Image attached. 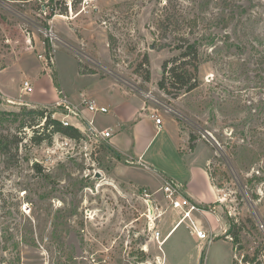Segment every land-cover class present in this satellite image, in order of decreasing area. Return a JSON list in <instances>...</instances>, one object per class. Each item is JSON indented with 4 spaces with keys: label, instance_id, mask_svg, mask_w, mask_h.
Returning <instances> with one entry per match:
<instances>
[{
    "label": "rangeland",
    "instance_id": "obj_1",
    "mask_svg": "<svg viewBox=\"0 0 264 264\" xmlns=\"http://www.w3.org/2000/svg\"><path fill=\"white\" fill-rule=\"evenodd\" d=\"M49 1L0 0V264H131L147 237L145 189L164 204L163 193L152 195L161 176L185 181L192 166L200 174L211 152L218 200L193 214L213 240H196L182 223L164 248L180 264H264V0H77L51 19ZM231 8L236 20L225 27ZM182 35L202 41L200 84L175 97L159 81ZM55 90L73 100L106 94L109 112L89 113L99 127L143 100L157 109L161 129L143 123L140 138L151 140V168L116 158L90 132L75 144L61 133L35 143L50 132L30 110L52 117ZM178 126L203 142L195 153L184 151ZM164 211L166 235L181 214Z\"/></svg>",
    "mask_w": 264,
    "mask_h": 264
},
{
    "label": "built area",
    "instance_id": "obj_2",
    "mask_svg": "<svg viewBox=\"0 0 264 264\" xmlns=\"http://www.w3.org/2000/svg\"><path fill=\"white\" fill-rule=\"evenodd\" d=\"M24 90L27 93H32L34 87L30 82L26 81L24 84ZM63 95H59V98L56 101V109L52 115L53 119L60 120L65 126H73L82 133H92L97 138H102L108 140L111 137L112 132L110 130H101L97 128L95 120L90 117L86 111L96 115L97 113H108L109 108L105 105L98 103L95 99L88 97L85 94H82L81 100L79 103H74L62 90L59 91ZM150 97V95H146ZM151 100H156L152 98ZM163 107L167 108L169 112H175V110L166 105L162 104ZM152 117L155 119L156 125L160 128L163 124V118L159 115L157 109H153ZM75 119H70L72 117ZM88 130V131H87ZM85 136V134H84ZM73 144L77 143L79 140L69 137ZM160 190L163 192V201L164 204H154L153 200L150 198L151 194L145 189L146 202L149 206L148 212L145 213L147 220V226L145 228V233L147 237L145 241L142 242L136 253H134L133 260L131 264H167V256L165 253V242L171 236L176 227L181 223H186L189 227L192 228V232L197 236L201 241H208L210 244L213 240L211 235L198 224L197 220L193 217L194 211H199V204L192 201L187 195L182 192L181 185H179L174 180L166 179L164 184L161 186ZM164 207L167 209H172L181 214L179 221L173 226V228L164 235L162 230L158 227V221L161 219L165 213ZM153 244L154 250H151V244ZM140 251H143L144 254L140 255ZM106 262V260H104ZM95 264H98L96 261Z\"/></svg>",
    "mask_w": 264,
    "mask_h": 264
},
{
    "label": "crops",
    "instance_id": "obj_3",
    "mask_svg": "<svg viewBox=\"0 0 264 264\" xmlns=\"http://www.w3.org/2000/svg\"><path fill=\"white\" fill-rule=\"evenodd\" d=\"M60 84H61V87L65 91V88H64L62 82ZM3 92H4V90H3ZM55 92H56V90H55ZM65 94L69 98L71 97L70 95H68L69 93L68 94L65 93ZM82 94H85V93L80 92L79 100H75V99L73 100V98L78 99V97H74L73 95H72L73 98L71 97L72 99L71 98L70 99L74 103H79L81 100ZM105 95H103V93H101V92H97L95 94L92 93L91 95L89 94L90 98L95 99L98 103L107 106V104H105L106 99L105 98L103 99V97ZM54 98H55V100L58 98V92L55 93ZM7 100H9V96H8ZM54 101H52V102H54ZM33 102L35 103V101H33ZM37 102L41 103V104H45V103H50L51 101L46 102L45 100H38ZM140 105H141V107L133 108L131 111H126V112H123L122 114L115 112V119L117 120V123L115 125H113L112 123H108V124H105V125L100 126V127L98 125H96V126H97V128H99L101 130H110L112 132L111 137L108 138L110 144L112 146H114L119 152L124 154L126 157L129 156L131 158V161H130L131 164L133 162H135V164L137 163L141 167H145L147 169H150L151 167L145 163L144 158H145L146 151L149 147L151 140H149V141L147 140L146 144L143 142L140 143V138L143 137L142 124L146 123L148 121L149 122L152 121V123H154V125L156 126L158 131H159V129H161L162 126L159 128L156 125L155 119L151 115L153 112V108H154V107H152V105H147L146 102H144V100L142 101V104H140ZM127 109L129 110V107ZM86 113L89 115L88 111H86ZM172 113H174V112H172ZM131 122L135 123L133 126V133H130L132 137L128 136V135L126 136V134H125L126 133L125 128H127V125ZM117 126L120 128L119 130H116ZM183 131L184 130H182L181 126H178V136L180 138L185 139V141L187 142V147L184 148V151L188 152L189 154H193L197 151L199 145L203 144V142L196 141V139H195L194 140L195 145L193 148H191V146H190L191 135H189L188 132H183ZM155 134H157V131L155 132ZM180 148L182 149V147H180ZM211 151H212V149H211ZM211 155H212V152H211ZM211 155L209 157H207L204 168L200 174L198 173V169L195 168V166H192L193 172H192L191 177H189V179H186L185 181L175 180V182H177L179 185H181L182 192L185 195H187L192 201L196 202L197 204H205L207 202H213V201L218 200V193H217L216 188H215L213 181L211 179L210 172H209V166H208L210 163V160H211ZM132 156H133V158H132ZM161 177L164 178V181L166 180L165 176H161ZM202 177L204 178L203 180H202ZM169 179L172 180V178H169ZM201 180L203 181L204 188L201 187V185H202ZM160 188H161V185L157 188L153 187L154 191L152 192V195H156V194L159 195L158 193H160V192L163 193L160 190ZM163 198H164V196H163ZM193 217H194V215H193ZM196 220H198V219H196ZM180 225H178L176 227V229L173 231V233L177 230V228ZM172 234H171V236H172ZM195 237H196L195 238L196 240H199L196 235H195ZM166 243H167V241L165 242V244ZM178 250L182 256L181 246H179ZM165 253L167 256V264H180V261L178 262V261L173 260L171 262L170 254L168 253L167 250H165Z\"/></svg>",
    "mask_w": 264,
    "mask_h": 264
},
{
    "label": "trees",
    "instance_id": "obj_4",
    "mask_svg": "<svg viewBox=\"0 0 264 264\" xmlns=\"http://www.w3.org/2000/svg\"><path fill=\"white\" fill-rule=\"evenodd\" d=\"M69 1H71L72 7L76 5L78 2L77 0H50L47 4V6L51 9L50 14L48 15V18L54 17L55 14H66L69 12ZM231 15L229 18H225L226 22L224 24L225 27H229L235 20H236V13L235 9L231 8ZM224 18V17H223ZM192 21L195 23V25H198V22L200 21L199 16L192 19ZM202 41L198 38L195 40H192L189 35L180 36L179 39V49L180 54L173 56L170 59H167L163 63V76L159 81V86L162 90L166 91L169 94L174 95L175 97H178L183 92H189L194 90L199 86V70H200V64H201V49ZM148 61V59H147ZM147 80L150 79V74L147 72V75L145 76ZM57 84V85H56ZM56 87H60L59 83H56ZM47 109H41V110H30V113L38 114V117L46 118L44 123V128L48 129L50 134H38L32 137V140L35 141V143H41L45 139L49 138V140L52 139V133H61L65 136L75 138L77 140H80L84 134L79 129L73 127V126H65L60 120L53 119L50 115V113L47 114ZM24 125H27L29 127L35 128V124L32 122H24ZM195 136H191V148L195 145ZM16 142H21V138L17 137ZM109 152H111L116 158L121 159L124 161L127 160V157L119 152L116 148H113L110 146V144H104L103 145ZM2 151L4 152V148H2ZM210 172V171H209ZM211 179L213 180V174L210 173ZM214 184V182H213ZM204 205V204H202ZM200 207V206H199ZM208 207V206H207ZM231 228L227 231L228 235L231 234L236 239L239 238V234L241 232L239 226L237 227V224H234L233 221L230 222ZM140 255H143L144 252L140 251ZM249 256L245 257V260L248 261ZM256 264H262L261 262H256Z\"/></svg>",
    "mask_w": 264,
    "mask_h": 264
},
{
    "label": "bare ground",
    "instance_id": "obj_5",
    "mask_svg": "<svg viewBox=\"0 0 264 264\" xmlns=\"http://www.w3.org/2000/svg\"><path fill=\"white\" fill-rule=\"evenodd\" d=\"M180 225V224H179Z\"/></svg>",
    "mask_w": 264,
    "mask_h": 264
}]
</instances>
